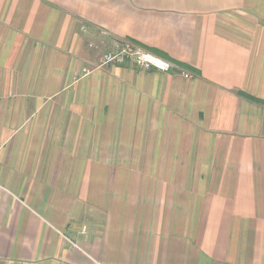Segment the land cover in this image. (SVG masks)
Here are the masks:
<instances>
[{"label": "crops", "instance_id": "1", "mask_svg": "<svg viewBox=\"0 0 264 264\" xmlns=\"http://www.w3.org/2000/svg\"><path fill=\"white\" fill-rule=\"evenodd\" d=\"M0 264H264V0H0Z\"/></svg>", "mask_w": 264, "mask_h": 264}, {"label": "built area", "instance_id": "2", "mask_svg": "<svg viewBox=\"0 0 264 264\" xmlns=\"http://www.w3.org/2000/svg\"><path fill=\"white\" fill-rule=\"evenodd\" d=\"M124 64H130L142 70H157L159 72L173 71L174 68L171 61L160 58L129 40L122 42L117 48L107 51L102 58L100 67ZM90 74V69L84 68L81 77L84 78ZM74 247H76V245Z\"/></svg>", "mask_w": 264, "mask_h": 264}]
</instances>
